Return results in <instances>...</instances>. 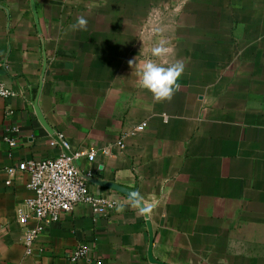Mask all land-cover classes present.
<instances>
[{
    "label": "crops",
    "instance_id": "0c3cea01",
    "mask_svg": "<svg viewBox=\"0 0 264 264\" xmlns=\"http://www.w3.org/2000/svg\"><path fill=\"white\" fill-rule=\"evenodd\" d=\"M33 5L0 0V80L13 94L0 98V264H264V0ZM81 15L87 30L71 31ZM158 46L168 53L153 57ZM148 59L184 63L171 102L139 86ZM63 151L82 154L90 193L116 204L105 216L75 206L27 254L28 175L5 170ZM78 245L88 259L71 263Z\"/></svg>",
    "mask_w": 264,
    "mask_h": 264
},
{
    "label": "built area",
    "instance_id": "2783aa9c",
    "mask_svg": "<svg viewBox=\"0 0 264 264\" xmlns=\"http://www.w3.org/2000/svg\"><path fill=\"white\" fill-rule=\"evenodd\" d=\"M0 80V98L12 96ZM146 127L145 122H141L134 127L132 133H141ZM53 138L50 146L60 145L65 148L66 145L56 136ZM13 145V142L10 143ZM116 146L123 148L122 140L116 143ZM106 149L102 153H106ZM82 154L61 152L58 156L45 158L42 160H29L17 165L16 169L9 168L5 170L7 174L15 171L25 172L28 175L27 190L31 192V197L26 201L27 211L37 222L34 229L29 231L24 238L25 252L30 253L32 243L35 237L46 226L57 223L62 214H66L79 204L89 205L95 215L105 216L112 209L116 202L92 195L88 189L89 176L80 174L76 161ZM89 161H93L95 154H87ZM10 182L7 181L8 185ZM29 217L21 215L20 220L25 222ZM90 248L87 245L76 246L70 254L71 263H77L81 260H87Z\"/></svg>",
    "mask_w": 264,
    "mask_h": 264
},
{
    "label": "clouds",
    "instance_id": "9594fccd",
    "mask_svg": "<svg viewBox=\"0 0 264 264\" xmlns=\"http://www.w3.org/2000/svg\"><path fill=\"white\" fill-rule=\"evenodd\" d=\"M88 20L81 15L76 18L75 23L69 26L71 31L87 30ZM168 49L163 46L155 47L151 50L153 57H161L168 53ZM132 64V62H129ZM185 71L182 61H175L167 66L148 59L144 62L139 72V86L148 90L155 103L171 102L176 91L181 87L178 82ZM117 211H122L118 208Z\"/></svg>",
    "mask_w": 264,
    "mask_h": 264
},
{
    "label": "water",
    "instance_id": "95a60500",
    "mask_svg": "<svg viewBox=\"0 0 264 264\" xmlns=\"http://www.w3.org/2000/svg\"><path fill=\"white\" fill-rule=\"evenodd\" d=\"M31 8H32V12L35 13L34 5H33V0H31ZM35 113H36L37 119L39 120V122L41 123V125L43 127H45V129L47 130V126H46L45 122L43 121L41 115L38 113V111L36 109H35ZM51 134H53V132ZM53 138L55 140H57L56 136H53ZM88 181L89 182H92V180H88ZM103 185H105V186H107V187H109V188L117 191L118 193L123 194V195H125V196H127V197H129V198H131V199H133L135 201L138 200L137 194L134 191L127 190L125 188H122V187H120L118 185H114V184H111V183H103ZM150 243H152V242H150ZM149 258H150V255H149Z\"/></svg>",
    "mask_w": 264,
    "mask_h": 264
}]
</instances>
